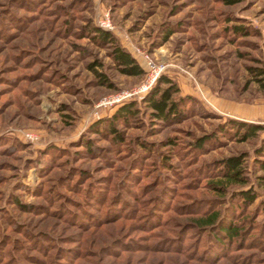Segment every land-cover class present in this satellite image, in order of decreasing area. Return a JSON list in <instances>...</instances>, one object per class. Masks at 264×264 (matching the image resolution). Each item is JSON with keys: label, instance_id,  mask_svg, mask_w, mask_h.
<instances>
[{"label": "rangeland", "instance_id": "obj_1", "mask_svg": "<svg viewBox=\"0 0 264 264\" xmlns=\"http://www.w3.org/2000/svg\"><path fill=\"white\" fill-rule=\"evenodd\" d=\"M258 60L264 0H0V264H264V130L227 124L264 123ZM162 75L177 118L145 102ZM241 153L250 204L220 172ZM214 211L238 233L203 225Z\"/></svg>", "mask_w": 264, "mask_h": 264}, {"label": "trees", "instance_id": "obj_2", "mask_svg": "<svg viewBox=\"0 0 264 264\" xmlns=\"http://www.w3.org/2000/svg\"><path fill=\"white\" fill-rule=\"evenodd\" d=\"M242 30L243 28L240 27ZM95 31L101 36L102 39L112 41V34L101 27H96ZM115 62L121 67V69L131 75H139L144 73V68L138 62L136 57L123 45L115 44L112 51ZM260 61V60H258ZM261 62V61H260ZM249 69L253 74V79L256 80L260 87L264 90V63L261 62L259 65H250ZM166 83L167 86H162ZM179 91L177 83L168 75H162L158 81L155 89L152 93L148 94L145 102H147L154 110L155 117L169 120L171 118H177L182 114L179 110V106L184 98L175 97L174 95ZM139 108L137 107L136 101H129L122 104L115 112L114 117H117L124 122H128L131 117H134ZM235 129V133L240 136L241 139L247 140L251 137L257 136L259 131L264 130V123L252 122L247 120H240L231 118L227 122ZM119 132V131H118ZM208 136L201 137L198 140L200 145H203L207 140ZM246 154H234L220 159L219 166L220 172L223 173L224 178L228 182L241 183V187L235 189L234 193L242 198L245 203L250 204L255 201L258 194L254 186L251 184L245 187L250 178L244 176L243 164L245 161ZM255 164L263 172L258 175V179L264 184V139L255 148ZM220 189H225L224 184L217 185ZM219 212L214 211L208 218H204L206 222L203 225H212L217 232L225 235L226 237H233L234 234L238 233L235 225L226 221L224 217L218 218ZM219 219V220H218ZM217 240L222 242L220 237Z\"/></svg>", "mask_w": 264, "mask_h": 264}, {"label": "built area", "instance_id": "obj_3", "mask_svg": "<svg viewBox=\"0 0 264 264\" xmlns=\"http://www.w3.org/2000/svg\"><path fill=\"white\" fill-rule=\"evenodd\" d=\"M121 97H119L118 99H120Z\"/></svg>", "mask_w": 264, "mask_h": 264}]
</instances>
